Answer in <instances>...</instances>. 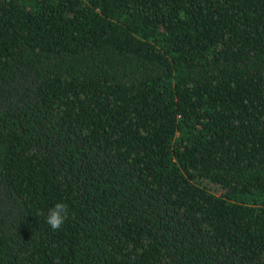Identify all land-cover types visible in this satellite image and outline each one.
Wrapping results in <instances>:
<instances>
[{"label":"trees","instance_id":"trees-1","mask_svg":"<svg viewBox=\"0 0 264 264\" xmlns=\"http://www.w3.org/2000/svg\"><path fill=\"white\" fill-rule=\"evenodd\" d=\"M0 264H264V0H0Z\"/></svg>","mask_w":264,"mask_h":264},{"label":"clouds","instance_id":"clouds-1","mask_svg":"<svg viewBox=\"0 0 264 264\" xmlns=\"http://www.w3.org/2000/svg\"><path fill=\"white\" fill-rule=\"evenodd\" d=\"M68 215L66 203L58 202L54 204L47 213L46 223L52 230H59Z\"/></svg>","mask_w":264,"mask_h":264}]
</instances>
